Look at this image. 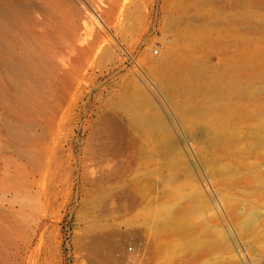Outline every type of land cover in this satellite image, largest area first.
Segmentation results:
<instances>
[{"label":"rangeland","instance_id":"1","mask_svg":"<svg viewBox=\"0 0 264 264\" xmlns=\"http://www.w3.org/2000/svg\"><path fill=\"white\" fill-rule=\"evenodd\" d=\"M124 2L0 0V264H264V0ZM178 57L253 74L201 102ZM188 218L224 247L193 260Z\"/></svg>","mask_w":264,"mask_h":264},{"label":"bare ground","instance_id":"2","mask_svg":"<svg viewBox=\"0 0 264 264\" xmlns=\"http://www.w3.org/2000/svg\"><path fill=\"white\" fill-rule=\"evenodd\" d=\"M127 1L128 0H125L126 3H127ZM123 5H125V4H123ZM1 10H2V13L6 17H8V19L11 20V22H12L11 25L14 24L15 25L14 28L18 27V25H19L18 24V13L14 9V7L10 6L9 4H3ZM0 25L3 26V24H0ZM1 26H0V31L2 28ZM263 50H264L263 47L257 46V47L252 48V49H247L246 51L244 50V54L246 57L252 58L258 52H263ZM1 51H2V53H3V51H6V53H11V55L13 56L12 57L13 62L11 61L8 63L9 67L15 68L17 70H23V68H21L19 63L17 62V56H16L13 48H11L10 46H4ZM179 59L183 61V63L185 64L184 65L185 68L183 69L184 72L181 71L177 75V77L173 83L184 85L185 89H186L185 90L186 94L198 97L201 100V102H207L208 99L211 98V96H214V97L219 96L225 88L232 87V86L235 87L237 85V83H239V80H244L249 75L253 74V71L247 72V73H241L238 76L237 80L226 77V78H223L219 83L216 84L209 79H202L201 77L198 76L200 72L198 71V69L196 67L193 66L196 59L189 58V57H180ZM171 62H173V58L171 57V55L165 53L164 51H161V54H160L158 60L151 62V68H152L153 72H160L161 68L170 65ZM258 67H260V69H259L260 74H263L264 73V64H262L260 66L258 65ZM1 92H2V94L5 92L7 93L5 88H2ZM139 106H140V101L135 99L133 101V107L135 108V111H137ZM224 112L227 116L232 118L235 115V113L239 112V111H233L232 109H226V110H224ZM150 113L151 112H148V113L142 112L140 115L142 121H144V122L151 121L152 114H150ZM117 128H119V127L117 126ZM122 134H123V132H122ZM118 137L120 138L121 136L118 135ZM123 137L124 136H122V138ZM122 138H121V140H122ZM236 181H239L242 183H247V182L251 181V179L249 177H247V178H244L241 180H236ZM236 207H238V206H236V202L233 200H230L229 204H228V211H229V213H231L233 218L235 215L234 214L235 210H237ZM236 212H238V211H236ZM236 218H237V216H236ZM174 221H177V220L175 219ZM236 221H234V222H236ZM177 223L180 225L179 233L184 238L195 239L197 242L196 245L194 246L193 250L191 251V257L195 261L207 260L212 254L220 251L224 247V243H226V242H224L225 240H224L223 235H222V234H224V232H222V230L219 231L217 229V228H219L218 227L219 225L217 226L215 221L211 220L210 223H212V224L206 225L202 221H198L194 218H188V219H184V221H181V222L177 221ZM1 230L2 229L0 228V233H1ZM122 247L123 246L121 244L117 246L116 251H115V255L122 256L123 254H125L128 257L129 251L124 250V248H122ZM137 249L138 248H135V251Z\"/></svg>","mask_w":264,"mask_h":264}]
</instances>
